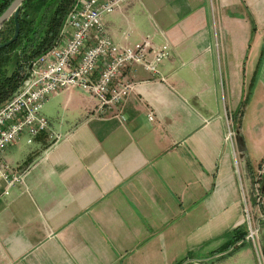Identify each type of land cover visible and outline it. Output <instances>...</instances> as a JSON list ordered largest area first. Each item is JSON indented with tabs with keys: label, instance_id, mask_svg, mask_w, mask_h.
<instances>
[{
	"label": "crops",
	"instance_id": "crops-1",
	"mask_svg": "<svg viewBox=\"0 0 264 264\" xmlns=\"http://www.w3.org/2000/svg\"><path fill=\"white\" fill-rule=\"evenodd\" d=\"M102 21L168 58L108 114L61 90L41 110L58 138L2 154L26 173L0 198V264H248L224 247L264 194V0H128Z\"/></svg>",
	"mask_w": 264,
	"mask_h": 264
},
{
	"label": "built area",
	"instance_id": "built-area-1",
	"mask_svg": "<svg viewBox=\"0 0 264 264\" xmlns=\"http://www.w3.org/2000/svg\"><path fill=\"white\" fill-rule=\"evenodd\" d=\"M128 0H77L67 14L61 42L39 56L29 66L17 91L0 107V198L23 183L26 171L9 167L2 154L23 135L31 144L42 134L51 133L48 120L41 114L45 102L63 89H79L96 100V112L108 114L121 106L133 87L129 74L136 68L159 76V65L168 52L145 39L132 46H119L107 35L103 16ZM153 117L150 115L149 120ZM233 132L225 138L231 143ZM264 170V166H263ZM261 171L262 174L264 171ZM259 174V175H260ZM257 217L250 206L244 214L247 232L244 241L256 245L259 221L264 222V194L254 196Z\"/></svg>",
	"mask_w": 264,
	"mask_h": 264
},
{
	"label": "trees",
	"instance_id": "trees-1",
	"mask_svg": "<svg viewBox=\"0 0 264 264\" xmlns=\"http://www.w3.org/2000/svg\"><path fill=\"white\" fill-rule=\"evenodd\" d=\"M13 1L0 0V16ZM51 1L54 0H24L22 3L17 20L19 35L12 44L0 49V105L17 91L31 63L55 45L64 18L75 4V0H58L44 32L38 36L37 21ZM14 30L15 21L12 16L0 29V44L7 42ZM11 65H14V69L9 74L8 68ZM237 234L224 247L225 250L244 240L245 232L240 231Z\"/></svg>",
	"mask_w": 264,
	"mask_h": 264
},
{
	"label": "rangeland",
	"instance_id": "rangeland-1",
	"mask_svg": "<svg viewBox=\"0 0 264 264\" xmlns=\"http://www.w3.org/2000/svg\"><path fill=\"white\" fill-rule=\"evenodd\" d=\"M58 0H54L53 2L51 1L47 7L44 9L43 13L41 14V17H39L38 21H37V26H36V32L37 35L40 36L42 35V33L44 32L45 28H46V24H47V20L50 17V15L52 14L54 8H55V3H57ZM77 0H75V4H76ZM74 4V5H75ZM73 8V7H71ZM70 11V9H69ZM68 11V12H69ZM66 17L64 18V22L63 25L61 27V30L58 34L57 39L55 40L56 43L53 47H55L57 44H60L61 42V34L64 30V26H65V21H66ZM36 60V59H35ZM14 69V65H11L8 68V73L10 74ZM8 101V100H7ZM3 102L1 106H3L4 104H6V102ZM23 142V140H22ZM23 148H33V146H28V145H24L23 143H21ZM256 240V245L254 246L253 243L251 241H244V243H241L242 245L238 248V252H236V261L234 259H229V262H247L248 264H264V222L259 221V230H258V235H257V239Z\"/></svg>",
	"mask_w": 264,
	"mask_h": 264
},
{
	"label": "water",
	"instance_id": "water-1",
	"mask_svg": "<svg viewBox=\"0 0 264 264\" xmlns=\"http://www.w3.org/2000/svg\"><path fill=\"white\" fill-rule=\"evenodd\" d=\"M24 0H14L6 11L0 16V29L13 16L15 21V30L12 37L5 43L0 44V49L12 44L19 35L18 15Z\"/></svg>",
	"mask_w": 264,
	"mask_h": 264
}]
</instances>
